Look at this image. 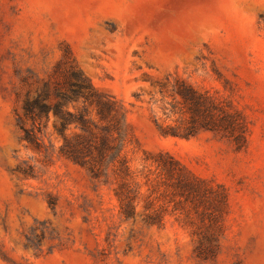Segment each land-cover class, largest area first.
<instances>
[{"label":"rangeland","instance_id":"rangeland-1","mask_svg":"<svg viewBox=\"0 0 264 264\" xmlns=\"http://www.w3.org/2000/svg\"><path fill=\"white\" fill-rule=\"evenodd\" d=\"M69 52L128 110L129 219L117 183L61 155L75 124L62 136L50 113L43 149L17 126L27 93ZM178 82L237 111L245 142L209 129L164 137L157 124L190 116ZM166 153L197 193L158 168ZM155 212L163 225L146 222ZM0 264H264V0H0Z\"/></svg>","mask_w":264,"mask_h":264},{"label":"trees","instance_id":"trees-1","mask_svg":"<svg viewBox=\"0 0 264 264\" xmlns=\"http://www.w3.org/2000/svg\"><path fill=\"white\" fill-rule=\"evenodd\" d=\"M175 91L183 100L184 111L181 109L180 113L190 116L176 126L157 124L164 137L189 138L200 129H209L223 132L229 139L234 138L238 145L245 142L246 127L237 111L232 112L229 106L216 104L207 93L184 82H178ZM76 102L82 103L80 111H65L67 105ZM176 104L166 109L168 117L178 113ZM22 111V115H17V126L23 132V139L38 149L44 148L39 134L43 131V120L48 119L50 113L56 117V129L62 136L70 125L75 124L80 134L71 139L64 138L61 155L76 163L89 165L93 179L99 183H117L116 197L123 209V216L129 219L133 215V201L136 198L133 193L134 175L122 156L128 110L117 97L96 91L71 52L58 63L49 78L42 81L41 88L33 96L31 91L27 93ZM25 120L31 121L30 128L25 126ZM156 161L158 168L176 181L178 190L187 196L197 193L200 181L175 157L169 153L161 154ZM163 221L164 217L156 212L146 220L158 225H163Z\"/></svg>","mask_w":264,"mask_h":264}]
</instances>
